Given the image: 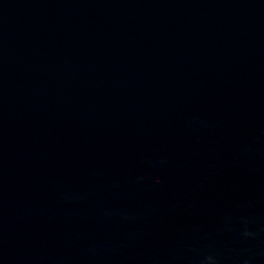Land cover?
<instances>
[{"label": "water", "instance_id": "obj_1", "mask_svg": "<svg viewBox=\"0 0 264 264\" xmlns=\"http://www.w3.org/2000/svg\"><path fill=\"white\" fill-rule=\"evenodd\" d=\"M0 264H264V0H0Z\"/></svg>", "mask_w": 264, "mask_h": 264}]
</instances>
